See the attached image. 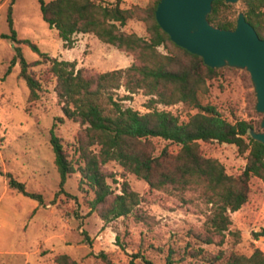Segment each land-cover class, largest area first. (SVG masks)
<instances>
[{"label": "trees", "instance_id": "1", "mask_svg": "<svg viewBox=\"0 0 264 264\" xmlns=\"http://www.w3.org/2000/svg\"><path fill=\"white\" fill-rule=\"evenodd\" d=\"M158 2L151 0L144 7L123 8L118 1L38 0L42 19L56 30L65 47L73 46L75 34L91 33L132 56L133 61L125 68L86 74L76 67L75 60L58 59L40 51L31 40L17 38L11 1L7 15L10 34L0 35L16 43L7 72L18 60V76L24 79L27 99L32 102L40 97L42 78L30 67L45 64L43 75L48 73L54 78V91L63 116L78 122L80 127L72 154L54 133L55 123L51 127L49 142L59 174L54 194L71 196L64 185L69 176L79 173L78 187L93 192V198L87 200L90 211L97 212L106 222L120 217L138 219L140 195L125 179L120 183L119 192L107 181L113 178L116 182V179L106 173L103 165L115 161L124 172L144 180L151 189L193 192L209 206L202 231L190 230L189 239L182 247H169L163 264H264V251L253 243L249 255L236 251L226 254L221 248L212 252L204 247L222 246L232 223L230 213L240 209L248 199L250 178L257 177L264 184V144L250 134L251 129L260 132L253 121H228L216 106L202 103L201 98L209 90L208 81L224 68L233 67L207 66L202 57L176 45L156 21ZM240 11L259 37L264 38V0L236 3L214 0L207 19L216 27L233 29ZM133 18L144 22L146 36L122 29ZM19 44L28 45L40 59L27 62ZM120 88L127 94L115 99L113 95ZM138 91L148 97L147 111L143 113L123 102ZM252 94L256 111L254 91ZM177 103L186 104L196 112L186 121H180L177 115L157 107ZM153 138L174 143L177 149L171 151L164 145L157 151ZM200 141L235 145L245 159L240 173L228 174L217 158L205 156ZM7 178L10 188L43 203L40 193L27 191L24 182L10 173ZM252 236L253 239L264 236V228L253 231ZM55 261L77 264L67 254L56 255Z\"/></svg>", "mask_w": 264, "mask_h": 264}, {"label": "rangeland", "instance_id": "2", "mask_svg": "<svg viewBox=\"0 0 264 264\" xmlns=\"http://www.w3.org/2000/svg\"><path fill=\"white\" fill-rule=\"evenodd\" d=\"M11 1L0 0V35L10 34L7 15ZM97 1H118L121 7L128 8L144 7L151 0ZM11 7L17 38L31 40L40 51L58 59L75 60L76 67L86 74L125 68L133 61L130 54L91 33L75 34L73 46L65 47L56 30L42 19L38 0H13ZM122 29L141 36L147 34L144 22L136 18L128 20ZM15 45L10 38L0 36V264H58L55 256L59 254L69 255L77 264H147L144 259L163 264L169 247H182L190 230L202 231L209 206L193 192L151 189L144 180L124 172L115 161L103 165L106 173L116 179L107 181L119 192L125 179L140 195L138 219L120 217L106 222L97 212L90 211L87 200L93 198V192L78 187L79 173L69 176L64 185L71 196L63 193L55 196L59 174L49 142L50 130L55 123L54 133L72 154L79 123L63 116L54 91V78L48 73L43 75L45 64L30 67L42 82L39 99L28 101L26 83L18 76L19 61L7 72ZM18 46L27 62L40 59L28 45ZM208 84L209 90L201 98L203 104L216 106L228 121L251 120L258 130H264L260 126L264 116L253 108L254 90L245 69L224 68ZM125 94L120 88L113 96L118 99ZM147 99L138 91L123 102L143 113L147 111ZM157 107L177 115L180 121L196 112L183 103ZM153 141L157 151L164 145L171 151L177 149L174 143L161 138ZM199 143L202 153L217 158L228 174L237 175L244 167V156L235 145L217 141ZM8 173L24 182L27 191L40 193L43 203L10 188ZM230 216L232 223L222 246L204 247L212 252L221 248L226 254L236 251L249 255L253 243L264 251V236L257 239L252 236L253 231L264 228V184L259 178H250L246 203Z\"/></svg>", "mask_w": 264, "mask_h": 264}, {"label": "water", "instance_id": "3", "mask_svg": "<svg viewBox=\"0 0 264 264\" xmlns=\"http://www.w3.org/2000/svg\"><path fill=\"white\" fill-rule=\"evenodd\" d=\"M213 1L159 0L155 18L176 45L202 57L207 66L246 69L256 97L255 109L264 115V38L259 37L241 11L233 29L212 25L207 16ZM260 126L264 129V117ZM250 134L264 144V131L251 129Z\"/></svg>", "mask_w": 264, "mask_h": 264}]
</instances>
